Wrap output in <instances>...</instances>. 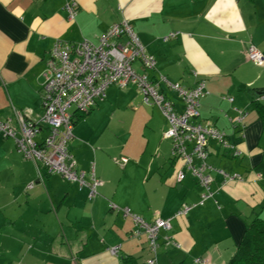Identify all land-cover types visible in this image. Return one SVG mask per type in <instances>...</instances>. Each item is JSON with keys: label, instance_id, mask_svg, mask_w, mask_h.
Masks as SVG:
<instances>
[{"label": "crops", "instance_id": "0c3cea01", "mask_svg": "<svg viewBox=\"0 0 264 264\" xmlns=\"http://www.w3.org/2000/svg\"><path fill=\"white\" fill-rule=\"evenodd\" d=\"M68 4L76 5L73 19ZM123 20L155 59L147 72L151 80L163 76L185 89L205 81L199 121L224 133L232 147L210 139L207 164L239 177L224 183L210 172L213 197L171 221L161 236L179 247L160 246L156 264H226L246 226L264 219V120L258 115L264 109V64L245 55L250 44L264 54V0H0V120L17 127L21 114L38 123L54 43H96ZM171 33L175 37L164 41ZM135 68L142 72L139 64ZM159 88L181 114V99L166 83ZM72 112L68 150L78 171L89 178L93 169L101 181L98 195L90 200L87 189L47 174L0 134V264H123L129 258L146 264V238H130L132 220L111 204L150 223L197 203L203 190L171 159L165 118L143 103L135 87H109L89 113ZM239 112L243 119L235 124ZM46 135L41 127L35 141ZM180 169L185 179L177 183ZM116 246L119 254H109Z\"/></svg>", "mask_w": 264, "mask_h": 264}, {"label": "built area", "instance_id": "2783aa9c", "mask_svg": "<svg viewBox=\"0 0 264 264\" xmlns=\"http://www.w3.org/2000/svg\"><path fill=\"white\" fill-rule=\"evenodd\" d=\"M75 7V4L66 6L70 19L75 16ZM175 35L171 33L163 40L172 39ZM245 55L256 65L264 64V54L252 44L246 48ZM136 64L140 65L142 72H138ZM154 68V57L146 52L127 20L111 25L96 43L86 39L77 43L56 41L43 75V114L39 122L34 123L21 114L16 116L17 127L0 120V134L13 139L24 159L39 162L47 174H58L67 183L87 189L88 198L92 200L98 195L102 183L95 177L93 169L89 178L78 171L77 163L68 150L73 138L72 111L82 114L89 112L105 99L107 89L112 86L119 89L135 87L145 105L156 106L168 125L164 137L171 142V159L179 162L196 179L203 192L197 203L185 204L172 217L155 218L150 223L128 208L118 209L111 204V209L121 211L124 217L132 220L134 229L130 238H146L151 254L146 264L157 263L160 246L179 247L169 235L161 236V233L170 231L172 220L185 217L192 208L203 206L206 200L213 197L210 172L220 174L224 183L239 180L238 176L213 169L207 164L210 139L216 140L224 149L232 147L224 133L209 123L199 121L200 100L207 94L205 81L199 79L193 88L185 89L179 84L169 83L163 76L157 81L151 80L147 72ZM160 82L166 83L183 102L184 111L181 114L176 113L170 100L160 90ZM227 100L233 101L232 98ZM239 115L234 119L235 124L243 119L240 112ZM41 127L46 128L47 135L41 143H37L35 138ZM121 161L125 163L126 159ZM184 179L185 171L180 169L176 181L181 183ZM31 187L32 183L27 185L28 189ZM107 251L115 256L119 254L120 247H111ZM196 263L205 264L200 259Z\"/></svg>", "mask_w": 264, "mask_h": 264}, {"label": "trees", "instance_id": "16d2710c", "mask_svg": "<svg viewBox=\"0 0 264 264\" xmlns=\"http://www.w3.org/2000/svg\"><path fill=\"white\" fill-rule=\"evenodd\" d=\"M79 114L81 116L85 115L82 113ZM258 115L264 120V109L258 108ZM123 264H138V262L129 258L124 259ZM179 264L184 263L181 262ZM226 264H264V219L255 217L246 226L244 235L235 254Z\"/></svg>", "mask_w": 264, "mask_h": 264}]
</instances>
